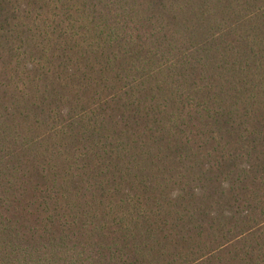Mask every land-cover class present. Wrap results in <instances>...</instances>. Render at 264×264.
<instances>
[{"label": "trees", "instance_id": "16d2710c", "mask_svg": "<svg viewBox=\"0 0 264 264\" xmlns=\"http://www.w3.org/2000/svg\"><path fill=\"white\" fill-rule=\"evenodd\" d=\"M0 264H264V0H0Z\"/></svg>", "mask_w": 264, "mask_h": 264}]
</instances>
